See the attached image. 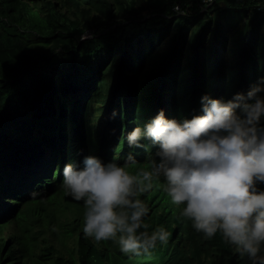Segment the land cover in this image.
Listing matches in <instances>:
<instances>
[{"label": "trees", "instance_id": "trees-1", "mask_svg": "<svg viewBox=\"0 0 264 264\" xmlns=\"http://www.w3.org/2000/svg\"><path fill=\"white\" fill-rule=\"evenodd\" d=\"M263 4L0 0V264H252L219 231L211 239L197 233L180 215L184 205L163 191V177L137 198L149 207L148 228L139 231L163 227L166 243L134 255L121 252L118 237L91 240L83 234V201L67 195L62 171L67 163L82 168L86 156L123 165L132 155L135 174L159 149L149 140L129 148L134 128L143 130L161 110L177 121L202 115L205 95L228 101L264 87V11L255 9ZM234 12L242 14L232 25L226 18ZM150 18L156 21L147 29L141 22ZM175 18L181 23L173 33ZM62 201V215L39 220L44 205Z\"/></svg>", "mask_w": 264, "mask_h": 264}, {"label": "clouds", "instance_id": "clouds-1", "mask_svg": "<svg viewBox=\"0 0 264 264\" xmlns=\"http://www.w3.org/2000/svg\"><path fill=\"white\" fill-rule=\"evenodd\" d=\"M174 11L184 14L179 5ZM262 92L264 87L258 84L228 101L205 95L200 100L203 114L182 121L166 119L161 110L143 130L136 127L126 136L129 148H141V141L149 140L159 149L147 169L135 174L128 170L137 164L132 155L123 165L104 164L95 156L84 157L82 168L65 164L67 195L84 204V236L96 242L118 237L121 252L134 255L147 253L157 241L166 243L169 234L163 227L151 234L139 231L148 228L144 218L149 207L137 198L163 177V191L174 205H184L180 215L192 222L197 233L211 239L219 231L252 264H264V190L258 188L264 184V127L260 126L264 97L258 95ZM59 212L62 215L64 210ZM39 220L54 221L50 213ZM12 232L5 229L4 235Z\"/></svg>", "mask_w": 264, "mask_h": 264}, {"label": "rangeland", "instance_id": "rangeland-1", "mask_svg": "<svg viewBox=\"0 0 264 264\" xmlns=\"http://www.w3.org/2000/svg\"><path fill=\"white\" fill-rule=\"evenodd\" d=\"M240 14H242V13H241V12H234L230 18H226V19H227V20H231V24H232V25H235V22H237V21L239 20V15H240ZM143 15H145L146 17H148V12L145 11V12L143 13ZM158 18H159V17H158ZM169 20H170L169 18H167V17H163V21H164V22H168ZM155 21H156L155 18H150V19H148V20L145 21V22L142 21L141 24H142V25H146L147 29H150V27H152V24H153ZM179 23H181V19L175 18L174 23L172 24V27L170 28V30H171L173 33L176 31V28H177V26H178ZM242 23H243V22H241L239 25L242 26ZM147 29H144L143 31H147ZM242 29H243V28H242ZM90 36H91V35H85L84 38H86V37H90ZM262 45H263V43H262ZM236 49L242 53V52H243V49H244L242 43H240V45H239L238 47H236ZM94 106L97 108V107L101 106V103H99V102L97 103V102H96ZM95 122H97V119H96V118H93V123H95ZM10 228H11L12 230L15 229V228H16V224H11ZM5 264H6V263H5Z\"/></svg>", "mask_w": 264, "mask_h": 264}, {"label": "bare ground", "instance_id": "bare-ground-1", "mask_svg": "<svg viewBox=\"0 0 264 264\" xmlns=\"http://www.w3.org/2000/svg\"><path fill=\"white\" fill-rule=\"evenodd\" d=\"M64 207H65V201H62V202H56V203L46 204V205H44L42 207V209H45V211H46L45 213L47 215L48 213L55 212V211H59V210L63 209Z\"/></svg>", "mask_w": 264, "mask_h": 264}, {"label": "built area", "instance_id": "built-area-1", "mask_svg": "<svg viewBox=\"0 0 264 264\" xmlns=\"http://www.w3.org/2000/svg\"><path fill=\"white\" fill-rule=\"evenodd\" d=\"M207 1H210V0H207ZM255 9H256L257 11H264V4H263V5H257V6L255 7Z\"/></svg>", "mask_w": 264, "mask_h": 264}]
</instances>
